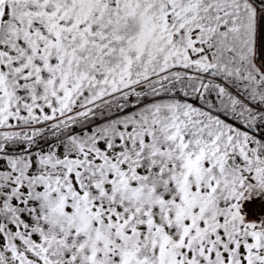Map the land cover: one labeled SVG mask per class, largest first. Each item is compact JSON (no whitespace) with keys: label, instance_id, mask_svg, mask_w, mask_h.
Masks as SVG:
<instances>
[{"label":"snow or ice","instance_id":"snow-or-ice-1","mask_svg":"<svg viewBox=\"0 0 264 264\" xmlns=\"http://www.w3.org/2000/svg\"><path fill=\"white\" fill-rule=\"evenodd\" d=\"M0 264H264V0H0Z\"/></svg>","mask_w":264,"mask_h":264}]
</instances>
